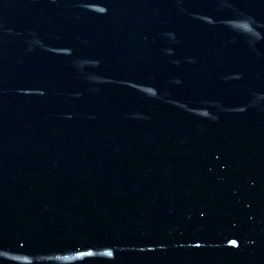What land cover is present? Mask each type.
<instances>
[{"label": "water", "instance_id": "water-1", "mask_svg": "<svg viewBox=\"0 0 264 264\" xmlns=\"http://www.w3.org/2000/svg\"><path fill=\"white\" fill-rule=\"evenodd\" d=\"M0 264H264V0H0Z\"/></svg>", "mask_w": 264, "mask_h": 264}]
</instances>
